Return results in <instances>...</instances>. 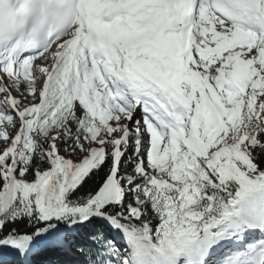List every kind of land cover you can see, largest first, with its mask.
<instances>
[{
	"label": "snow or ice",
	"instance_id": "1",
	"mask_svg": "<svg viewBox=\"0 0 264 264\" xmlns=\"http://www.w3.org/2000/svg\"><path fill=\"white\" fill-rule=\"evenodd\" d=\"M0 264H264V0H0Z\"/></svg>",
	"mask_w": 264,
	"mask_h": 264
}]
</instances>
